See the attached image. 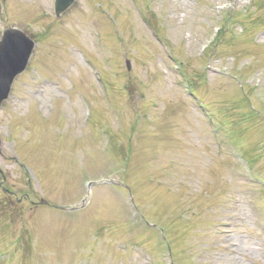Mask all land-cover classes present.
<instances>
[{
	"label": "rangeland",
	"instance_id": "374dc122",
	"mask_svg": "<svg viewBox=\"0 0 264 264\" xmlns=\"http://www.w3.org/2000/svg\"><path fill=\"white\" fill-rule=\"evenodd\" d=\"M261 1L76 0L56 17L54 0H0V37L13 25L36 40L0 108V169L17 192L11 201L0 187V264H264ZM100 125L116 130L110 153ZM231 134L257 148L261 177ZM109 178L165 227L172 256ZM25 192L60 207L19 203ZM83 201L77 215L61 208Z\"/></svg>",
	"mask_w": 264,
	"mask_h": 264
},
{
	"label": "water",
	"instance_id": "95a60500",
	"mask_svg": "<svg viewBox=\"0 0 264 264\" xmlns=\"http://www.w3.org/2000/svg\"><path fill=\"white\" fill-rule=\"evenodd\" d=\"M31 45L21 32L11 29L0 43V104L8 96L14 76L25 66Z\"/></svg>",
	"mask_w": 264,
	"mask_h": 264
}]
</instances>
